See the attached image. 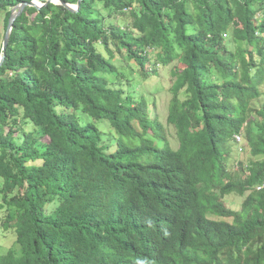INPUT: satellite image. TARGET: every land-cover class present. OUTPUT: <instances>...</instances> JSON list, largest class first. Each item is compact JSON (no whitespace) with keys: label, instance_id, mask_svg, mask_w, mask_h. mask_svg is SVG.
<instances>
[{"label":"trees","instance_id":"obj_1","mask_svg":"<svg viewBox=\"0 0 264 264\" xmlns=\"http://www.w3.org/2000/svg\"><path fill=\"white\" fill-rule=\"evenodd\" d=\"M5 53L0 264H264V0L28 6ZM171 64L174 137L143 91Z\"/></svg>","mask_w":264,"mask_h":264},{"label":"rangeland","instance_id":"obj_2","mask_svg":"<svg viewBox=\"0 0 264 264\" xmlns=\"http://www.w3.org/2000/svg\"><path fill=\"white\" fill-rule=\"evenodd\" d=\"M4 15L1 16L0 21V44L4 42ZM173 65L170 66H161L159 68V76H156L153 80H147L143 83V91H146L148 94H153L155 96V99L157 101V108H155V112L159 115V119L164 123L166 129H168V132L171 136H175V128L172 125H169L167 123V117L169 114V105L170 101L172 99V93H171V85L173 81V77L171 75V69ZM142 79V78H141ZM264 89V88H263ZM29 129H31V126H29ZM172 142L174 145H176V141L172 139ZM234 152L232 157L231 166L234 168H238L241 162L243 165L249 164L255 160H257V157L252 154L250 151L247 142L245 143L244 139L242 143H238L237 141L233 144ZM243 147L244 149H242ZM211 202H216L217 198L210 197ZM245 200V196H240L238 194L233 193L230 196L226 197L225 203L234 208V209H240L242 207V204ZM214 218H217L216 216ZM227 220H231L226 218ZM15 241V237L13 236H7V239L3 240V238L0 236V254L5 253L7 249H9Z\"/></svg>","mask_w":264,"mask_h":264},{"label":"water","instance_id":"obj_3","mask_svg":"<svg viewBox=\"0 0 264 264\" xmlns=\"http://www.w3.org/2000/svg\"><path fill=\"white\" fill-rule=\"evenodd\" d=\"M50 2L61 3L65 6L69 7L71 10H78L81 6L82 0H79L76 5L67 3L63 0H48L45 3H43L39 0H32V1H24V2L16 5L11 11V16L9 19L8 28H7L6 35H5L4 42H3V55L0 59V66L3 63L5 56H6L5 51L9 45V42H10V38H11V34H12V30H13L15 20L23 13V11L26 9V7L33 6V7L41 9L42 7L46 6Z\"/></svg>","mask_w":264,"mask_h":264},{"label":"clouds","instance_id":"obj_4","mask_svg":"<svg viewBox=\"0 0 264 264\" xmlns=\"http://www.w3.org/2000/svg\"><path fill=\"white\" fill-rule=\"evenodd\" d=\"M235 137H236L235 141H237L238 143H242L243 142V136L242 135L237 134ZM241 148L244 149L243 147H241ZM260 188H261V186L258 187V189H260Z\"/></svg>","mask_w":264,"mask_h":264}]
</instances>
